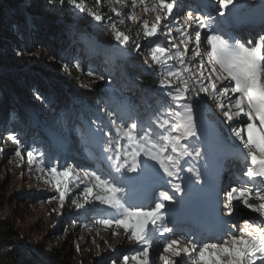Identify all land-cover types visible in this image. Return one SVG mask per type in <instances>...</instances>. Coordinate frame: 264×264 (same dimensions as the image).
Instances as JSON below:
<instances>
[{
	"label": "snow or ice",
	"instance_id": "snow-or-ice-1",
	"mask_svg": "<svg viewBox=\"0 0 264 264\" xmlns=\"http://www.w3.org/2000/svg\"><path fill=\"white\" fill-rule=\"evenodd\" d=\"M58 2L61 4L66 2L79 12H86L97 22H103L105 19L103 13L95 10V7L100 5L101 0H95V6L85 4L84 0H79V2L78 0H58ZM217 2L218 8L214 16L204 11L197 14V9L191 5H188L186 9H182L177 0H152L151 3L140 0L143 10L155 15V23L149 26L147 21L142 20L139 21L138 28L142 26L143 36L151 38L164 34L165 28L168 29L167 35L172 37L171 29L175 27L176 33L179 34L183 43L187 45L190 41L194 42L195 47L191 51L197 57H200L198 62L199 79L195 80L197 87L189 88L187 79L181 78L180 72H169V76L180 81V86L176 87L175 90V99L177 101L185 100L186 94L192 95L197 91L208 95L217 103V107L229 123L232 135L246 150L251 165L257 167H249L243 173L248 178L247 181L241 180L238 186L231 187L230 190L220 187L218 183L215 188H212L209 183L205 182V176L201 170L193 167L186 169L194 177L195 184L201 185L198 194L202 202V208L199 215L194 217L191 222L199 225L202 229L205 225L211 224L214 231L228 228L235 229L230 234L226 233L227 238L222 239L219 243H204L202 247L197 246L194 241H188L183 235H179L177 231H174L177 227V206H182L184 203L182 199L177 198L176 194L189 195L192 190L191 179L188 180L185 187H182L181 183L178 182L180 180L179 171H184L183 167L178 164V159L165 156L166 146L158 145L149 139L148 135L140 138L146 142L142 147L137 136L133 134V130L137 125L132 124L131 127H121L113 119V114L107 112L106 115L115 127L117 136L125 138L129 145L135 149L131 153L132 160L130 164L126 158L121 163L120 156L116 157L115 172L122 174V169L126 168L130 173H137L139 168V176L128 178L137 180L145 174L151 175L152 169H155L158 165V169H156L157 177H159L161 170L163 172V176L159 177L161 186L171 184L173 189L172 194H169L167 190L159 191V197L154 195L152 203L148 204L147 207H138L128 204L127 201L121 202L123 199L121 195L123 192L122 187L112 186L108 179L102 178L95 172L84 173L86 179L95 181L93 186L84 188L86 197H91L93 187H97L100 189V193L95 196V199L115 210L113 218L103 219L100 222L105 227H112L114 224L116 228H123L128 239L142 246V250L131 257L135 264H155L154 260L150 261L149 250L154 242L161 240L164 242L163 253H170L179 258L173 262L169 259V256L160 255L159 259L164 264H184L185 256L192 260L193 264H256L257 258L264 264V36H261L257 42L250 43L249 46H243L239 43L230 46L220 35L209 34L210 27L216 26L217 22L221 20L219 18L227 20L239 5V0H217ZM111 3L113 5L111 12L118 18L119 24L123 23L125 17L130 21H136V17L131 11L122 13L118 10V7L129 10L137 9V0H131L130 4L126 0H111ZM178 16L183 19V25L179 23ZM118 23H112L109 20L108 25L112 29L114 39L118 42V45L125 46V49L131 48V50L139 53L141 46L130 43L131 37L127 33L119 31ZM200 29L207 30L203 38ZM204 39H206L207 45L211 49L207 64H205L202 55ZM172 47H175V45H172ZM189 51L185 47L184 52L177 50L174 54L169 55L168 50L157 47L151 52V58L157 63H160L162 59L173 58L183 63L184 57ZM120 54V49L117 48L114 56ZM184 71L187 72L188 69ZM206 72L207 75H205ZM89 75H93V73L90 71ZM98 78L104 79L103 76ZM203 81H207V83ZM161 86L173 87L170 82L165 85L163 80H161ZM183 107L184 112L177 111L175 113L178 120L186 115V122L181 120L179 127L184 129L186 136H195V125L191 122L192 106L185 103ZM234 118L244 120L245 126H236ZM167 124L168 121L165 120L161 127ZM8 139L16 145L15 156L21 158V141L11 135ZM166 139L171 151L178 153L179 157L194 155L196 158H203L205 156L199 147L189 151L187 147L182 145L181 136L173 135ZM111 142L116 143V151L120 153L119 142ZM141 150H143L147 160L137 161L136 157L140 155ZM27 155L28 162L33 163L34 153L28 151ZM121 155L123 154L121 153ZM148 161L154 163L149 164ZM204 167L205 170L209 167L207 160ZM45 170L53 179H56L58 175L68 177L70 174V170L58 173L56 167L40 169L41 172ZM249 182L256 186L255 192H253V188L248 187ZM56 191L59 193V201L62 207L65 200V191L61 190L59 181L56 183ZM221 195L224 196L223 200H221ZM234 201L242 203L243 207L248 209L250 213L258 214V218L249 219L245 215L242 217V223L225 221L223 216L232 217L234 209L238 207ZM210 203L215 208V212L211 216L207 213ZM221 204L222 208L220 207ZM166 206L167 213L165 212ZM77 207H83V205L78 204ZM169 224L172 226L170 227ZM236 232L239 235H236ZM182 244L185 246L181 247ZM124 264H128V257L124 258Z\"/></svg>",
	"mask_w": 264,
	"mask_h": 264
},
{
	"label": "rangeland",
	"instance_id": "rangeland-1",
	"mask_svg": "<svg viewBox=\"0 0 264 264\" xmlns=\"http://www.w3.org/2000/svg\"><path fill=\"white\" fill-rule=\"evenodd\" d=\"M41 1L44 3L55 2V0ZM104 1L106 6L101 5L99 12L103 13L106 19V17L110 14H108V12L113 5L111 0ZM126 2L130 4L131 0H126ZM118 10L122 13L125 11H131L136 17V21H130L125 17L122 25L120 28H118L119 31L127 33L131 37L130 42L139 44L141 46V50L138 54H140L143 60L142 63L145 65L144 67L146 69L153 70L158 68V63L153 61L150 51L157 46L156 42L161 40V36L163 34H159L156 37L147 38L145 40H143L141 37H138V35L135 37L132 36V33L135 30L138 29V31H142V26L138 28L139 21L145 20L148 22L149 26H151L153 23H155V15L151 12L144 11L140 0H137V9L129 10L124 7H118ZM80 48L81 46L78 43L72 44L70 48H68V53H71V57H75L77 51ZM36 49L38 52L34 55H31V62L34 61V63L39 66L55 70L60 74L66 75L83 88L85 86H89L90 83L98 80V77H100L101 74L107 72V60L105 57H103L102 51H104L105 54L106 52L108 53L109 60L112 58H118L119 56H114V52L116 50L114 48L112 52H109L107 48L101 49V53L99 55L96 53H91L90 49L88 48L85 56L81 55V63H83L84 68L83 70L79 69L77 71L71 66V68H67L68 66L65 64L66 62L60 63V61H57V59L49 57L43 48L37 47ZM132 56H136L135 53ZM64 58L65 57L63 56L62 60ZM58 60H61L60 57H58ZM166 63L171 65L173 71L180 72L181 78L187 79L188 87L191 86V83H189L190 79L184 71L186 69V65L184 66V63H181L176 58L170 59L169 61H166ZM120 64H122V61ZM86 69H88L89 72L91 71L93 75H89V72L88 74H85ZM72 71H74V73L69 74L72 73ZM121 74L124 75L123 71H121ZM109 77H111V75H109ZM169 82L173 85L171 88L177 87V79H167L164 83L167 85ZM192 87L195 88V85ZM9 88L11 89V92H14L11 86ZM166 90H168V88H166ZM198 93L201 96H204L205 94L204 92L197 91L194 93V95H197ZM192 96L188 95V97L185 99L190 101L192 100ZM157 97V102L174 108V112L172 113L173 118L169 117V122L164 127H161L163 123H159L158 121L156 124H154L155 119L153 118L139 122L137 127L133 130V134L137 136L142 147L146 144V142L140 139L144 135H148L149 139L153 140L158 145L166 146L165 156H170L172 159H178V164L184 169V171H179L178 169L180 176V180L178 182L181 183V186L185 187L188 183V180H192L191 193L189 195L177 194V197L187 201L195 200V198L199 197L198 190L200 189L201 185L195 184L194 177H192L191 173H188L186 169L188 167H193L195 169L201 170L205 174V161L207 160L208 165L211 163L209 155L205 152V157L203 158H196L194 155L179 157L178 153L171 151V147L168 145L166 138L173 136L177 130L176 127L178 126L176 123H174L173 119L177 111L184 112V104L175 107L171 104H168L167 95L159 94ZM8 99H5V101L0 100V130L1 128L3 130L2 133H0V200L11 205L8 212L9 216L11 217L14 225L20 230L21 235L24 237L29 247L32 250L38 252L39 256L44 261V264H123L121 263L122 259L127 257V254L129 255L132 252L136 251V253H138L141 251L142 246L128 239L123 228H116L114 224L112 227H105L104 224L100 222L103 219L113 218L115 210L107 205L101 204L99 200L95 199L97 191L98 193L100 192L97 187H93V195L91 197H86L84 192L85 187H81L80 183H87L89 181L83 180L79 176H72L70 174L68 177L58 175L56 179H53L47 170L44 172L40 171L41 168L47 169L51 167L50 162H45L39 165L35 157L33 163L30 164L28 162L27 152L29 151V147L32 144H35L39 148L42 146L43 148L47 149V156H49L51 149L49 146H44V139L47 137L48 129L45 128L44 125L38 120L39 118L33 112L34 109H32L30 106L26 108V119L24 120L23 126L9 125L8 115L9 112L14 110L11 108L13 107L11 103L17 108H19V105L14 101L9 103ZM196 103L203 104V99ZM108 104L109 108L107 112H111L114 116H117L120 110L119 104H122V102L119 103L114 97ZM202 110L208 112V106L203 104ZM40 111L41 113L45 112L42 109H37L36 113L38 114ZM107 112H104V116L102 118L106 121L109 119L106 115ZM212 114L213 113L209 112L210 116H208L209 119L214 122V126H218L219 123L224 125L227 124L224 123L225 119L223 120L224 116L222 114H219V119H216V117ZM75 115H72L70 118H66V122H68L69 119H72L76 122V126L80 124V121ZM194 115L195 113H192V119H194ZM181 120L186 122V115L182 117L180 121ZM118 124L121 126L122 121H119ZM77 129H83V127ZM111 129H114L116 132V129L113 127L112 123ZM65 130L68 132L66 133L67 141L61 143V148L64 150H67L69 146L71 148H75V135L71 133L76 131V129L72 126L70 128L67 127ZM182 131L183 134L180 135L182 137V145L187 147L189 151H193L198 141L186 136L183 128ZM207 133L213 135L214 133L216 134L217 131L214 130L212 132V130H207ZM10 135L17 137L21 141V158H17L15 156L16 145L8 139ZM121 139L122 144L120 146V153L116 151L114 146H111L108 152L114 159L115 163L116 157L119 155L121 163H123L126 158L127 162L130 164L132 160L131 153L135 149L129 145L125 138L121 137ZM31 140L33 142H31ZM52 140L55 142V146L57 147V139L52 137ZM97 142L98 141H96V143ZM214 142L216 144H219V142L220 144H224L221 142L220 137ZM65 143H67L68 146ZM96 143H94L95 147L97 146ZM228 146L229 145L225 146V149ZM121 153L123 155H121ZM48 158L49 157L46 159L49 160ZM136 159L137 161L147 160L143 150H141L140 155L137 156ZM148 163L152 164L154 162L148 161ZM156 169H158V165H156L155 169H152L151 175L145 174L137 180L128 179L127 182L129 184H134L135 186L127 187V190L137 192V184L141 182L144 184L150 183L161 185L159 177L163 176V172L161 170L159 172V177H157ZM122 173L124 175H128L129 177L139 176L140 169L138 168L137 173H130L126 168H124L122 169ZM57 181L60 182L61 190L65 191V200L63 201L62 207L59 201V193L56 191ZM77 185H79V187H77ZM165 185L172 187L171 184ZM160 188H163V186ZM128 192L131 191H125V193H121L123 197L121 201L122 203L127 201V203L130 204L135 200L134 198H128ZM145 193L146 191H143L142 188V194L145 195ZM73 201H75V203H73ZM78 204H82L83 207H77ZM199 204V200L197 203L192 202L190 204L194 208L193 212L195 209L200 208ZM187 205L189 204H186L183 210L186 211ZM183 246L185 245L182 244L181 247ZM156 256H158V253ZM169 259L175 262L179 258L175 257L173 259L172 256H169ZM158 261L159 264H164L163 261ZM192 263V260L188 258L186 259V257L184 258V264ZM128 264H135V262L131 260V257H128Z\"/></svg>",
	"mask_w": 264,
	"mask_h": 264
},
{
	"label": "trees",
	"instance_id": "trees-1",
	"mask_svg": "<svg viewBox=\"0 0 264 264\" xmlns=\"http://www.w3.org/2000/svg\"><path fill=\"white\" fill-rule=\"evenodd\" d=\"M84 3L95 6V0H84ZM101 5L106 6L104 0L95 10L99 12ZM108 14L101 24L86 12L81 13L58 0L47 3L41 0H0V100L10 98L9 103L14 101L19 105L17 108L11 103L14 110L9 112V125L23 126L26 108L30 106L41 123L65 137V129L68 127L66 118L77 113L75 116L78 120L86 121L103 132L102 144L110 149L111 146L116 148V143L111 141H118L120 146L122 144L121 137L107 128L111 121L102 119L109 108L108 103L114 97L132 110L135 121L153 118L156 120L154 123H163L165 120L169 122V117L173 118L174 109L157 102L159 94L175 96L176 89L166 90V87L161 86V80L165 82L172 79L168 75L173 72L171 66L162 59L158 68L146 69L140 54L118 45L108 26L109 20L118 23V18L112 14L111 9ZM121 25L118 23V28ZM136 35L143 40L147 39L141 30L132 33V36ZM75 43L81 48L75 57H71L68 48ZM99 45L131 51L136 56L128 57L124 64L115 58L109 60L107 56L109 69L101 74L104 79L95 80L84 88L58 71L31 62V55L37 53L36 48L39 47L49 57L60 63L66 62L67 68L83 70L81 57L85 56L88 48L91 53L99 55ZM63 56L65 58L62 60ZM88 72L86 69L85 74ZM10 86L14 92H11ZM37 109L45 112L37 114ZM173 121L178 126L174 136L182 135V128L179 127L181 121L176 116ZM29 151L34 153L39 165L45 163L47 149L32 144ZM10 206L0 200V264H44L38 252L29 247L11 220L8 213ZM121 263L124 264V258Z\"/></svg>",
	"mask_w": 264,
	"mask_h": 264
},
{
	"label": "bare ground",
	"instance_id": "bare-ground-1",
	"mask_svg": "<svg viewBox=\"0 0 264 264\" xmlns=\"http://www.w3.org/2000/svg\"><path fill=\"white\" fill-rule=\"evenodd\" d=\"M131 3V2H130ZM242 9V7L241 6H239V5H237V10L234 12V13H232V14H230L229 15V17H228V20H230V21H236V20H239V19H248L250 16V18H255V17H258V16H261L262 14H263V10H264V7H262V6H260L259 4H254V7L252 8V9H250V10H243ZM244 12V13H243ZM253 16H255V17H253ZM217 18H219V17H217ZM219 19H221V20H219L218 22H217V25H216V29L218 30V31H221V23L222 22H224V20L225 19H222V18H219ZM262 23H261V27H262V31H260V32H262L263 33V36H264V24H263V21H261ZM218 31L217 32H214V33H212V35H220L221 36V38H223V36H222V33H218ZM223 39H225V38H223ZM226 40V39H225ZM226 42L227 43H229L227 40H226ZM229 45L230 46H234L232 43H229ZM181 46H182V50H183V48H185L186 47V44L185 43H182L181 44ZM184 46V47H183ZM191 48H192V46L190 45V47H189V50H191ZM177 50H179L180 51V49L179 48H177V49H175V51H177ZM189 56H191V52L189 51V53H187V57H186V59L189 57ZM205 61V60H204ZM194 66V64L192 63V64H190V72L188 73V75L191 77V81H193V82H195V79L194 78H197L196 80H198L199 79V73L197 72V69L195 68V67H193ZM205 75H207V72L205 73ZM204 83H207V81H203ZM193 85H192V83H191V86H189V88H194V87H192ZM199 96H200V98L201 99H203V104H206V106H208V109H209V111L208 112H210V113H213L212 115H214L215 117H216V119L219 117V114H222L221 113V111H220V109L217 107V103L216 102H214L208 95H206V94H204V96H201L200 94H199ZM215 119V118H214ZM219 119V118H218ZM225 118L223 117V120H224ZM219 121V120H218ZM224 123H226V121L224 122ZM225 126H226V128L228 127V123L227 124H225ZM213 132V131H212ZM222 132V130L220 129H218L217 130V133L215 134H208V137H206V139H205V144H206V153L209 155V159H210V161H213L214 160V157H215V151H219V150H221L222 148H225V146H227L228 144H226L223 140H221V142L222 143H224V144H220V142H219V144H216L214 141H216L219 137H220V133ZM224 146V147H223ZM210 149H211V152H210ZM255 167H257V166H253L252 168H255ZM210 170V172L208 173V171ZM217 171V166H215L214 165V161L213 162H211L210 163V165H209V167H208V169L206 170V172H205V182L206 183H209V186L210 187H212V188H214V183L212 182L213 180H212V176L210 175V173L211 174H214L215 172ZM207 173H208V175H207ZM248 179V178H247ZM247 179H246V181H247ZM248 187H251V188H256V186L252 183V182H249L248 183ZM254 191L256 190V189H253ZM143 191H146V193L148 192L147 191V189L146 188H143ZM97 193H98V191H97ZM145 193V195L144 194H142V197H140V198H136L133 202H138V203H143L144 202V200L146 199V194ZM200 201V208L199 209H195V211L193 212V207L191 206V205H187V209H186V211L185 210H181V212H180V210H179V208H178V211H177V222H180V223H183L185 220H188V221H192V219L194 218V217H196V216H198L199 215V213H200V211H201V208H202V202H201V200H199ZM197 203V202H196ZM234 203H236V201H234ZM237 204V203H236ZM198 205V204H197ZM178 207V206H177ZM187 210H189V211H187ZM248 210V209H247ZM167 210H165V212H166ZM184 212V213H183ZM215 212V210H214V207H213V205L210 203L209 204V206H208V208H207V213H208V215H212L213 213ZM249 219H252V216L251 217H249V216H247ZM167 215H166V220H167ZM223 218H224V216H223ZM238 222H240V221H238ZM194 225L195 226H198L200 229H202L199 225H197V224H195L194 223ZM169 226H171L170 224H169ZM187 228V225H185V227H184V231L183 230H181L180 229V227L179 226H177L175 229L176 230H178L179 232H180V234H183L184 235V237H186V239L187 240H190L191 239V233L192 232H189L190 230L189 229H186ZM190 228V227H189ZM228 229H231V228H228ZM202 230H208V232H210V233H215V232H217V231H214L213 230V226L211 225V224H207V225H205L204 226V229H202ZM236 235H239V233L237 232V233H235ZM186 235V236H185ZM227 238V237H226ZM210 242H212L213 243V239H212V241H210ZM203 243H209V241H208V239H206V241L204 242H200V244L198 243L197 245L198 246H200V247H202L203 246ZM136 252V251H135ZM132 255H133V253H132ZM135 255V254H134ZM165 255V254H164ZM194 255H198V254H194ZM129 257H132V256H129ZM155 260H157V259H155ZM160 260V259H159ZM259 261H260V259L259 258H257V260H256V264H259ZM159 262V261H158Z\"/></svg>",
	"mask_w": 264,
	"mask_h": 264
}]
</instances>
